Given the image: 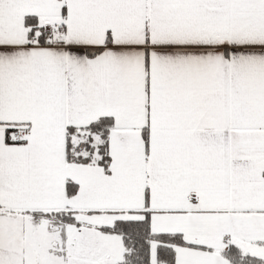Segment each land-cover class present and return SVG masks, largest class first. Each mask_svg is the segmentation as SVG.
<instances>
[{"label":"snow or ice","instance_id":"snow-or-ice-1","mask_svg":"<svg viewBox=\"0 0 264 264\" xmlns=\"http://www.w3.org/2000/svg\"><path fill=\"white\" fill-rule=\"evenodd\" d=\"M0 264H264V0H0Z\"/></svg>","mask_w":264,"mask_h":264}]
</instances>
